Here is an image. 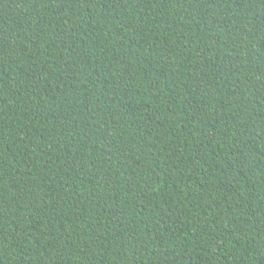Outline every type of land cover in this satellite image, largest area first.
Instances as JSON below:
<instances>
[{"label": "trees", "instance_id": "obj_1", "mask_svg": "<svg viewBox=\"0 0 264 264\" xmlns=\"http://www.w3.org/2000/svg\"><path fill=\"white\" fill-rule=\"evenodd\" d=\"M0 264H264V0H0Z\"/></svg>", "mask_w": 264, "mask_h": 264}]
</instances>
